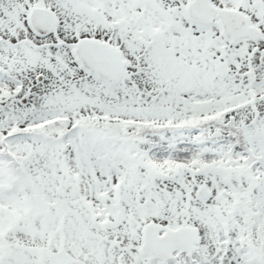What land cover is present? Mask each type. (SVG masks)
I'll use <instances>...</instances> for the list:
<instances>
[{"label":"snow or ice","instance_id":"obj_1","mask_svg":"<svg viewBox=\"0 0 264 264\" xmlns=\"http://www.w3.org/2000/svg\"><path fill=\"white\" fill-rule=\"evenodd\" d=\"M0 264H264V0H0Z\"/></svg>","mask_w":264,"mask_h":264}]
</instances>
